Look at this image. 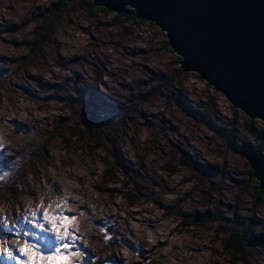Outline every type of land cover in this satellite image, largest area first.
I'll list each match as a JSON object with an SVG mask.
<instances>
[{"label":"rangeland","instance_id":"rangeland-1","mask_svg":"<svg viewBox=\"0 0 264 264\" xmlns=\"http://www.w3.org/2000/svg\"><path fill=\"white\" fill-rule=\"evenodd\" d=\"M58 1L0 0V151L17 161L0 181V217L64 201L92 264H264V200L239 154L263 123L248 130L251 119L184 72L165 32L135 9L134 22ZM79 93L95 98L93 116ZM242 228L252 245L233 261L224 233ZM8 242L0 232V250Z\"/></svg>","mask_w":264,"mask_h":264},{"label":"water","instance_id":"water-1","mask_svg":"<svg viewBox=\"0 0 264 264\" xmlns=\"http://www.w3.org/2000/svg\"><path fill=\"white\" fill-rule=\"evenodd\" d=\"M93 2L117 14L133 15L127 7L132 8L136 18L154 22L166 33L173 52L183 57L184 72L199 74L234 108L264 125V0ZM246 158L264 190V147L262 154ZM250 245L246 241L245 246Z\"/></svg>","mask_w":264,"mask_h":264},{"label":"snow or ice","instance_id":"snow-or-ice-1","mask_svg":"<svg viewBox=\"0 0 264 264\" xmlns=\"http://www.w3.org/2000/svg\"><path fill=\"white\" fill-rule=\"evenodd\" d=\"M78 95L79 99L75 103L82 106L84 115L93 116L95 98H90L84 93ZM0 149H3L2 144ZM16 162L15 159H6L3 151H0V181L7 179L9 170ZM50 189L57 198L61 197L60 190L55 184L50 183ZM80 211L81 215L93 214L88 209ZM20 212L22 215L19 217L15 212L0 217V232L9 238V242L3 243V248L0 250L5 264H92L91 254L81 243L82 238L77 231L78 225L74 227L76 216L66 210L64 201L56 205L55 211L53 205L45 206V200L41 199L33 208L29 210L21 208ZM97 227L101 229L104 241H109L111 237L104 225L98 224ZM105 264H123V262L113 260Z\"/></svg>","mask_w":264,"mask_h":264},{"label":"trees","instance_id":"trees-1","mask_svg":"<svg viewBox=\"0 0 264 264\" xmlns=\"http://www.w3.org/2000/svg\"><path fill=\"white\" fill-rule=\"evenodd\" d=\"M80 4L83 5H87L89 8L88 10H90V12L92 14L97 13V12H102L105 15H108L110 12L107 9L101 8V7H97L95 6L92 2H90L89 0H80L79 1ZM69 5V1L67 2V0H59L58 1V8H66ZM95 10V11H94ZM128 17L131 18L134 22L137 20L136 18H134L133 16H130L129 14L126 15H122V14H115L116 18H121V17ZM136 19V20H135ZM52 30H46L45 33L40 34V36H38L36 33L33 40H32V45H33V49L34 50H38L39 46L43 45L44 43H46L49 40V35L51 34ZM164 33V32H162ZM166 36V33H164ZM166 47L168 48V42L166 40L165 42ZM171 49V48H170ZM172 51V50H171ZM175 53V52H173ZM176 54V53H175ZM177 55V54H176ZM181 70V68H180ZM182 71V70H181ZM233 112L235 113L236 110H233ZM254 122L259 123L260 121L258 120H254ZM254 122L252 120H248L247 121V129L248 130H253V124ZM264 128V127H263ZM259 142L256 143V145H251L248 144L247 145H242L241 149L239 150V154L243 155L244 157H246V155L251 154V153H260L261 150L263 149V145H264V129L262 131L259 132ZM180 162L182 165L188 167V168H193L195 166V164L193 163V161L185 156H181ZM253 171L250 168L249 170V179H255L253 177ZM256 181V180H255ZM258 183V181H256ZM254 191L256 194V200L260 201V200H264V190L260 189L259 186H255L254 187ZM207 219H212L211 217L207 216L205 217V221ZM216 219V218H215ZM217 220V219H216ZM193 224V223H192ZM189 225H191V223H189ZM224 251L225 252H229L232 255V260L233 261H242L245 256L247 255V249H246V233L244 231V228H242L241 230H237V229H233V230H228L225 231L224 233Z\"/></svg>","mask_w":264,"mask_h":264},{"label":"bare ground","instance_id":"bare-ground-1","mask_svg":"<svg viewBox=\"0 0 264 264\" xmlns=\"http://www.w3.org/2000/svg\"><path fill=\"white\" fill-rule=\"evenodd\" d=\"M116 14H117V13H116ZM122 15H124V14H122ZM227 101H228V100H227ZM229 103H230V102H229ZM261 151H262V150H261ZM254 155H257V153L254 152V153H253V156H254ZM245 241H247V240H245ZM246 248H247V247H246Z\"/></svg>","mask_w":264,"mask_h":264}]
</instances>
